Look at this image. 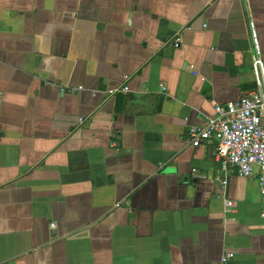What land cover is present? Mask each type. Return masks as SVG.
Returning <instances> with one entry per match:
<instances>
[{
	"label": "crops",
	"instance_id": "obj_1",
	"mask_svg": "<svg viewBox=\"0 0 264 264\" xmlns=\"http://www.w3.org/2000/svg\"><path fill=\"white\" fill-rule=\"evenodd\" d=\"M250 20L264 61V0H0V264H264L257 179L188 136L254 88Z\"/></svg>",
	"mask_w": 264,
	"mask_h": 264
},
{
	"label": "built area",
	"instance_id": "obj_2",
	"mask_svg": "<svg viewBox=\"0 0 264 264\" xmlns=\"http://www.w3.org/2000/svg\"><path fill=\"white\" fill-rule=\"evenodd\" d=\"M248 26L254 88L237 101L225 105L212 102L213 114L203 125L189 127L188 136L195 146L208 140L215 141V158L225 176L221 180L223 187L227 183V173L257 179L260 217L264 219V61L254 21L250 20ZM81 89L73 88L70 92ZM160 90L164 94L166 88L161 86ZM128 92L129 87L124 83L121 87L106 90L105 95L114 97ZM192 172L193 178H203L197 175L196 170ZM224 205L232 208L235 202L225 200ZM234 257L232 252H225L219 264H235Z\"/></svg>",
	"mask_w": 264,
	"mask_h": 264
}]
</instances>
